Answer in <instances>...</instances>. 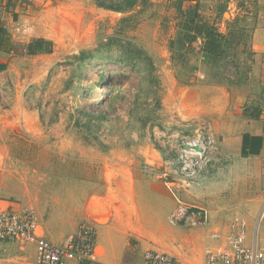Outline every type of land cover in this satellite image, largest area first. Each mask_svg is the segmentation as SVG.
Listing matches in <instances>:
<instances>
[{"label": "rangeland", "instance_id": "1", "mask_svg": "<svg viewBox=\"0 0 264 264\" xmlns=\"http://www.w3.org/2000/svg\"><path fill=\"white\" fill-rule=\"evenodd\" d=\"M118 1L125 0H19L14 5L16 24L24 29L23 16H31L39 29L57 33L61 46L50 56L44 77L23 91L37 108L41 132L5 136L7 157L0 173L38 183L45 205L52 195L64 194L62 199L75 206L99 185L103 152L148 143L160 152L162 160L150 162L157 168L172 159L180 145L210 135L215 159L207 171L215 164L213 169L199 183L178 180L171 188L180 199L207 209L211 230L225 227L234 217L254 221L248 230L251 243L264 206L262 160L232 156L225 163L222 155L229 148L221 140L228 120L205 113L184 117L177 103L189 93L204 104L215 96L208 90L213 84L222 85L235 103L242 101L238 110L263 97L264 53L255 50L254 33L264 30V0H225L207 14L191 0H135L124 11L100 6ZM194 10L208 28L232 33L218 56L202 49V37L189 41ZM13 32L18 33L15 27ZM69 40L75 48L64 52ZM83 51L87 57L80 59ZM101 111L105 117L97 116ZM211 208L219 213L212 217ZM259 235L262 242L264 220ZM154 242L152 246H158ZM176 246L172 239L168 250Z\"/></svg>", "mask_w": 264, "mask_h": 264}, {"label": "crops", "instance_id": "2", "mask_svg": "<svg viewBox=\"0 0 264 264\" xmlns=\"http://www.w3.org/2000/svg\"><path fill=\"white\" fill-rule=\"evenodd\" d=\"M18 1L0 0V30L7 31L11 40L18 44H25L35 37L51 39L54 51L22 55L0 49V163L7 157V146L3 141L5 136L16 132H41L37 108L28 103L23 91L27 85L44 77V70L51 64L50 56L61 46L57 33L39 29L40 25L33 23L31 16H23L26 22L22 26L26 29L16 24L18 10H13ZM191 1L205 11L203 14H207L210 7H217L222 2L225 4V0ZM215 14L210 16L211 20L216 18ZM14 27L19 38H15ZM63 48L64 52H68L75 45L69 40ZM254 48L258 53H264L263 29L259 28L254 33ZM38 59L42 63L38 64ZM211 86L214 89L208 90L211 93L214 91L215 96L204 100V104L197 101L195 94L181 95L177 103L180 113L184 117L205 113L212 119L224 116L228 127L221 144L226 149L228 144L229 148L222 155L224 162L236 156L240 159L259 158L264 165V94L253 104L238 110L236 108L241 100L235 103L228 91L220 88L222 85ZM243 110L242 116L237 115ZM230 145H234V149ZM159 160H162L160 152L148 143L103 152L100 155L99 185L87 196H82V193L80 196L83 199L75 206H69L68 200L62 199L64 194L52 195L48 205H45L46 198L38 183L31 184L13 173H0V210L32 209L38 218L39 233L55 243H61L82 222L94 223L96 260L73 261L72 264H141L144 251L148 248L170 253L175 264H203L206 248L214 243L213 240L208 242V229L211 230L212 226L185 227L170 223V214L176 208L178 198L163 180L156 179L142 168ZM214 165L211 164L209 171ZM181 195L183 198L187 196L184 192ZM215 211L211 208L208 212L213 217L219 213ZM96 218H101V222ZM246 219L248 228H254V221L251 223ZM172 239L178 246L169 251ZM152 241L158 246H152ZM145 244L151 246L143 249ZM0 264H37L35 243L0 239Z\"/></svg>", "mask_w": 264, "mask_h": 264}, {"label": "built area", "instance_id": "3", "mask_svg": "<svg viewBox=\"0 0 264 264\" xmlns=\"http://www.w3.org/2000/svg\"><path fill=\"white\" fill-rule=\"evenodd\" d=\"M214 140L210 135L196 137L176 148L175 156L166 159L155 168L146 166L151 175L161 178L173 187L181 180L199 183L205 179L208 166L214 158ZM178 198L177 206L170 214V223L185 227H206L207 210L201 206ZM264 220V206L260 220L248 243V221L234 217L225 227L211 230L209 236L213 244L205 250L203 264H264V237L261 242L259 227ZM39 222L36 213L30 208L22 210H0V239L10 238L22 243L34 242L37 264H72L73 261L96 260L94 223L87 221L79 224L77 230L61 243H55L38 231ZM141 264H175L174 257L165 251L148 248L144 251Z\"/></svg>", "mask_w": 264, "mask_h": 264}, {"label": "trees", "instance_id": "4", "mask_svg": "<svg viewBox=\"0 0 264 264\" xmlns=\"http://www.w3.org/2000/svg\"><path fill=\"white\" fill-rule=\"evenodd\" d=\"M125 2V3H123ZM135 0H125L118 2H111L109 4L100 3V6L114 9L119 11L128 10V8H132ZM194 8H197L195 6ZM192 14L193 20L192 25L187 28L188 32H190L189 41H194L197 37H202L204 47L202 48L205 52L210 55L218 56L221 52V46L223 43L228 42V36L223 33L218 32L215 28H208L205 24H202L199 17L197 16V10L190 11ZM196 17V20H195ZM200 21V22H198ZM6 49L8 51H13L18 54H27L34 55L40 53H52L54 51V41L51 39L43 38V37H35L32 38L29 42L25 44H18L11 40L8 32L5 30H0V49ZM87 57V53L85 51L80 55V59H84ZM106 113L103 111L99 112L97 116L105 117Z\"/></svg>", "mask_w": 264, "mask_h": 264}]
</instances>
